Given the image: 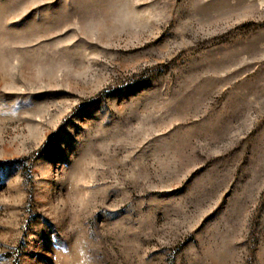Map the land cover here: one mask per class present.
<instances>
[{"label": "rangeland", "instance_id": "rangeland-1", "mask_svg": "<svg viewBox=\"0 0 264 264\" xmlns=\"http://www.w3.org/2000/svg\"><path fill=\"white\" fill-rule=\"evenodd\" d=\"M0 264H264V0H0Z\"/></svg>", "mask_w": 264, "mask_h": 264}, {"label": "clouds", "instance_id": "clouds-1", "mask_svg": "<svg viewBox=\"0 0 264 264\" xmlns=\"http://www.w3.org/2000/svg\"><path fill=\"white\" fill-rule=\"evenodd\" d=\"M81 256L83 257V259L81 260L80 264H92V261L90 259V257H88L83 249H81V252H80Z\"/></svg>", "mask_w": 264, "mask_h": 264}, {"label": "trees", "instance_id": "trees-1", "mask_svg": "<svg viewBox=\"0 0 264 264\" xmlns=\"http://www.w3.org/2000/svg\"><path fill=\"white\" fill-rule=\"evenodd\" d=\"M7 165V162H0V167L2 166H6Z\"/></svg>", "mask_w": 264, "mask_h": 264}]
</instances>
